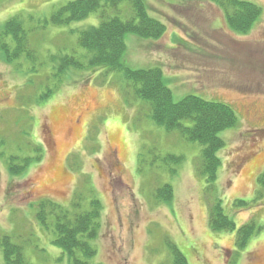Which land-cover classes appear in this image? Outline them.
<instances>
[{"label":"rangeland","instance_id":"1","mask_svg":"<svg viewBox=\"0 0 264 264\" xmlns=\"http://www.w3.org/2000/svg\"><path fill=\"white\" fill-rule=\"evenodd\" d=\"M68 1L0 0V40L15 16L27 33L18 58L8 62L0 46V264H6L5 234L34 264H75L36 213L44 200L70 207L78 193L103 203L101 234L92 240L97 253L86 264H177L176 250L186 264H264V187L258 180L264 171V0H249L262 13L247 34L231 30L208 0H145L149 13L166 24L165 34L125 36V63L161 66L174 100L196 94L237 113L238 124L220 132L225 145L212 187L199 171V141L157 124L148 102L128 95L121 71L88 65L78 36L100 23L99 11L68 24L50 22ZM116 13L134 16L128 1L120 12L109 9ZM65 55L85 66L59 76ZM37 147L41 159L12 173L9 164L33 157ZM166 184L171 201L157 197ZM217 199L234 229L209 226ZM248 220L256 231L240 247L237 232Z\"/></svg>","mask_w":264,"mask_h":264},{"label":"trees","instance_id":"2","mask_svg":"<svg viewBox=\"0 0 264 264\" xmlns=\"http://www.w3.org/2000/svg\"><path fill=\"white\" fill-rule=\"evenodd\" d=\"M124 1L130 3L134 16L122 18L118 13L109 14L110 8L120 12V5ZM208 1L215 3L223 11L229 28L241 34L250 33L262 13V7L249 0ZM94 11H99L100 23L81 29L78 36L80 46L88 50V65H105L107 71H121L128 95L132 93L135 99L141 98L148 102L151 116L157 124L163 125L168 131H179L189 140L199 141L202 144L199 171L205 175L210 187L215 186L222 163L219 150L225 145L220 132L238 124L234 108L226 102L205 99L196 94L174 100L161 66L131 68L125 63L123 56L127 48V33L159 39L166 31V24L149 13L145 0H70L51 15L50 22L57 25L68 24L86 18ZM26 34L24 24L18 16L6 22L0 46L8 62L20 57L27 49ZM7 36H11L10 43L5 40ZM70 66L83 68L85 64L74 55H65L58 68V75H62ZM52 91L50 89L42 94L40 99L47 98ZM39 151L40 147H37L33 157H24L21 162L9 164L11 172L22 174L30 163L41 159ZM171 157L181 160V156ZM258 180L264 187V171ZM157 197L171 201L172 187L166 184L160 188ZM236 203L243 205L247 201L238 199ZM102 210L103 203L98 196L94 194L88 202L78 193L72 199L70 207L53 200L40 202L36 216L44 227L54 232L53 243L61 247L70 260L75 264H86L97 253L92 240L101 234ZM209 226L213 230H232L236 227L230 215L226 214L221 199L214 200L210 205ZM255 231L253 220L244 222L237 232L236 245L244 247ZM1 242L6 264H34L25 257L22 247L13 242L10 235H3ZM176 256L177 264H186L183 253L176 250Z\"/></svg>","mask_w":264,"mask_h":264}]
</instances>
